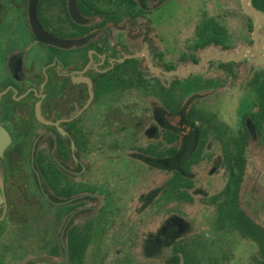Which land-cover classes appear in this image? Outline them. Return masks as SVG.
Wrapping results in <instances>:
<instances>
[{
    "label": "flooded vegetation",
    "instance_id": "obj_1",
    "mask_svg": "<svg viewBox=\"0 0 264 264\" xmlns=\"http://www.w3.org/2000/svg\"><path fill=\"white\" fill-rule=\"evenodd\" d=\"M234 1L171 31L168 0H0V264H264V0L256 31Z\"/></svg>",
    "mask_w": 264,
    "mask_h": 264
},
{
    "label": "rangeland",
    "instance_id": "obj_2",
    "mask_svg": "<svg viewBox=\"0 0 264 264\" xmlns=\"http://www.w3.org/2000/svg\"><path fill=\"white\" fill-rule=\"evenodd\" d=\"M202 0H168L166 3L165 9L163 11L169 12L171 14L170 17V29L171 31H191L192 26L199 20L201 17V10L198 7L201 4ZM210 2V3H207ZM203 4V3H202ZM206 8L210 10L215 9L217 5L221 7L222 5L229 4L228 0H206L204 3ZM234 6V11L236 17L241 18L240 10H239V1L235 0L231 6ZM167 13V14H169ZM210 14V12H205ZM243 19V18H242ZM241 19L242 23L243 20ZM235 24V23H234ZM238 24V23H237ZM243 25V24H242ZM236 26V25H235ZM144 117H141L143 119ZM179 203L172 201V208H179ZM165 212L162 210L156 209L155 212V222L159 223L161 216H163ZM149 228L148 225L144 227V229ZM254 248V247H253ZM224 264H233L232 259H227L224 261Z\"/></svg>",
    "mask_w": 264,
    "mask_h": 264
},
{
    "label": "water",
    "instance_id": "obj_3",
    "mask_svg": "<svg viewBox=\"0 0 264 264\" xmlns=\"http://www.w3.org/2000/svg\"><path fill=\"white\" fill-rule=\"evenodd\" d=\"M240 5H241L242 11L245 14L255 18V22L253 23V31H256L261 22L260 18L262 17V14L257 9H255L253 6H251L249 0H241ZM222 57H229V55L224 53Z\"/></svg>",
    "mask_w": 264,
    "mask_h": 264
}]
</instances>
